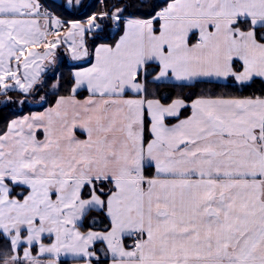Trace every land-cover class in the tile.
Here are the masks:
<instances>
[{
  "label": "snow or ice",
  "instance_id": "snow-or-ice-1",
  "mask_svg": "<svg viewBox=\"0 0 264 264\" xmlns=\"http://www.w3.org/2000/svg\"><path fill=\"white\" fill-rule=\"evenodd\" d=\"M89 7L0 0V264H264V0Z\"/></svg>",
  "mask_w": 264,
  "mask_h": 264
},
{
  "label": "trees",
  "instance_id": "trees-1",
  "mask_svg": "<svg viewBox=\"0 0 264 264\" xmlns=\"http://www.w3.org/2000/svg\"><path fill=\"white\" fill-rule=\"evenodd\" d=\"M49 2L50 3H57V4L59 3V2H56L54 0H49ZM83 3L85 5H91V7L88 8L89 12L96 11L101 7V0H91L90 2H88V0H83ZM72 18H75V17H72ZM76 67H77V64L71 66L70 68L65 67L64 65H61L59 67V69H63V72L61 73L62 80L63 81L69 80L70 76H71V73H70L71 69L76 68ZM200 87L210 88L213 91V93H216V94L225 93V94H235V95H248L252 91L259 92L261 89V82L257 81L254 85H252L251 87H246L242 91L236 87L230 86V82L228 84L220 83V84L215 85V86H213V85H201ZM161 90L162 91H169V89H163V88ZM199 90H200L199 88H196V89L185 88V89H183V94L185 96H188L193 91L198 92ZM171 91L173 92V94H176L179 91V89H171ZM63 92H64V89H61L60 94H63ZM0 99H2V98H0ZM16 108H17L16 105H8V106L0 105V125L7 122L8 120L14 118L16 115L26 113L27 111H33V109H29L27 106H26V108H24V111H20V112L17 111ZM74 262H75L74 260H60V264H72Z\"/></svg>",
  "mask_w": 264,
  "mask_h": 264
},
{
  "label": "rangeland",
  "instance_id": "rangeland-1",
  "mask_svg": "<svg viewBox=\"0 0 264 264\" xmlns=\"http://www.w3.org/2000/svg\"><path fill=\"white\" fill-rule=\"evenodd\" d=\"M91 0H88V2H90ZM61 65H64L65 67H71V66H73V65H75V64H70V63H68V56L64 53V50L63 49H61L60 50V54H59V61H58V64H57V66H56V68L54 69V71H49V73L47 74L48 76H50V77H52V78H57V77H61V73L63 72V69H59V67L61 66ZM74 68H72L71 70H73ZM66 71V70H65ZM71 73V72H70ZM53 79V80H54ZM50 83L52 82L51 80L49 81ZM47 106V105H46ZM25 108V107H24ZM38 110H41V109H38ZM27 111V110H26ZM34 111H37V110H34ZM26 113H28V111L26 112ZM26 113H23V114H26ZM23 114H20V115H23ZM17 116V115H16ZM15 116V117H16ZM14 117V118H15ZM13 119V118H12ZM60 258H63V259H68V256H65V255H61V257ZM59 258V259H60Z\"/></svg>",
  "mask_w": 264,
  "mask_h": 264
},
{
  "label": "flooded vegetation",
  "instance_id": "flooded-vegetation-1",
  "mask_svg": "<svg viewBox=\"0 0 264 264\" xmlns=\"http://www.w3.org/2000/svg\"><path fill=\"white\" fill-rule=\"evenodd\" d=\"M17 106V108H16V110L17 111H24V107L26 108V106L29 108V109H33V111L34 110H38V109H40L39 108V106L37 105V104H35V103H28L26 106H20V105H16ZM29 112V111H28Z\"/></svg>",
  "mask_w": 264,
  "mask_h": 264
},
{
  "label": "crops",
  "instance_id": "crops-1",
  "mask_svg": "<svg viewBox=\"0 0 264 264\" xmlns=\"http://www.w3.org/2000/svg\"><path fill=\"white\" fill-rule=\"evenodd\" d=\"M54 1L60 2V0H54ZM68 63H70V64H77V62L72 61L69 57H68ZM76 70H77V67L74 68L73 70H71V73L74 72V71H76ZM220 83H224V82H220ZM59 260H73V259L70 256H68V259L60 258ZM72 264H75V262L72 263Z\"/></svg>",
  "mask_w": 264,
  "mask_h": 264
}]
</instances>
